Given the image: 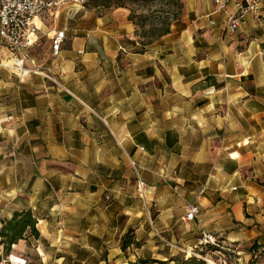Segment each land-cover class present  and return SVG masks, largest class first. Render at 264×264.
Returning <instances> with one entry per match:
<instances>
[{
	"label": "crops",
	"instance_id": "1",
	"mask_svg": "<svg viewBox=\"0 0 264 264\" xmlns=\"http://www.w3.org/2000/svg\"><path fill=\"white\" fill-rule=\"evenodd\" d=\"M260 2L230 36L226 15L213 14L214 0H185L182 19L144 54L124 47L125 40L136 41L127 9L83 22L84 5L67 1L38 18L30 55L43 74L22 79L0 71V144H16L0 154L21 155L30 166L15 188L1 187L0 218L32 210L40 232V239L22 240L15 249L32 245L41 264H53L51 248L104 247L122 229L121 218L141 219L140 206L171 202L168 180L187 198L181 220L189 205L199 206L198 220L183 222L194 223L201 237L213 234L237 250L264 246ZM235 8L233 1L228 10ZM62 31L54 56L52 40ZM44 42L46 55H37ZM11 54L14 66L20 60ZM131 161L147 184L144 196L134 191V201L126 190L137 188ZM15 249L11 263H25Z\"/></svg>",
	"mask_w": 264,
	"mask_h": 264
},
{
	"label": "rangeland",
	"instance_id": "2",
	"mask_svg": "<svg viewBox=\"0 0 264 264\" xmlns=\"http://www.w3.org/2000/svg\"><path fill=\"white\" fill-rule=\"evenodd\" d=\"M98 3L100 4L101 2L87 0L81 11L84 12L85 16L83 22L89 19L92 14L96 17H101L102 15L110 13L116 9L113 7L104 8L103 6L95 7ZM134 8H139V6H135ZM139 11H144V9L140 8ZM45 44L46 42L41 45L37 55H46ZM124 45L126 49H133V47L127 43V40L124 41ZM15 58L16 56L12 55L11 52L0 44V71L5 70L16 73L22 79H25L28 74H43V69L38 70L32 68L31 59L25 63V67H22L23 69L17 66L19 64L18 62L13 66L11 62H13V59ZM28 70H30V73H28ZM7 145L8 147L6 148ZM10 147H12L13 151V149L16 148V144L10 143L4 144V146L0 144V150L3 148L6 151H10ZM29 169L30 166L28 165V162L24 160L21 155L0 154V197L2 195L1 187H3V189L8 187L10 190L15 188V178H17V175L20 174V172L24 173ZM164 186H166L169 191L165 195L171 200L167 206H159L157 203H154L152 206L148 205L147 207L142 205L140 206L141 213L144 215L141 219H137L138 216L132 218L133 213L129 214L130 217L126 216L121 218L119 224L122 229L120 228L116 234L110 237L111 242L109 244H105L104 247L99 249L89 251L74 249L71 251L63 250L62 252H57L55 248H51L48 250V253L53 258L52 263L131 264L130 261H133L136 264H140L139 262L148 261L150 262L149 264H170V261L175 260L173 262L174 264H177L176 259L178 258L180 260L196 258L203 264H210L209 261L215 264H264V250L260 249L255 255L250 252L254 242L249 246L241 248V250H237L219 239V247L199 245L201 235L194 226V223L186 224L180 217L181 212L185 211L184 207L188 205L187 198L183 196L181 197L175 193V187L177 186L175 181L168 180ZM126 190L130 193L131 201H134V191L138 195L137 188L134 189V186L126 187ZM25 196H28L27 193H25ZM4 205L5 204L0 203V209H2ZM162 210L169 214L167 219L160 218V212ZM127 217H129V221L126 220ZM0 219L2 222L3 219ZM144 221H146L145 225ZM141 225H144L143 231H139ZM128 235L136 242V244L123 251V240L125 236ZM32 243L38 245L33 239ZM39 243L44 244L42 241ZM14 249L13 246L12 254L7 260H4L2 264H12L9 258L13 255ZM118 251L121 253L119 257L116 258V252ZM15 252L21 254L23 258H25V263L24 260H17L14 264H41L36 248L32 245L27 247L23 245L20 249L16 247ZM152 252L159 253V255L156 256L157 259H155V263L153 260L149 259ZM19 259H21L20 256Z\"/></svg>",
	"mask_w": 264,
	"mask_h": 264
},
{
	"label": "built area",
	"instance_id": "3",
	"mask_svg": "<svg viewBox=\"0 0 264 264\" xmlns=\"http://www.w3.org/2000/svg\"><path fill=\"white\" fill-rule=\"evenodd\" d=\"M67 1L76 2L82 6L87 2V0H0V44L11 53L19 56L18 59L22 63L21 67H25V63L31 59L30 50L34 45V37L39 32L35 20ZM233 1L236 2V8L233 12H229L228 7ZM214 5L213 14L226 15V32L233 36L237 34L247 15L257 13L260 10L261 2L260 0H214ZM210 24L215 25V20L210 19ZM64 40L65 32L63 31L58 32L52 40L54 56L59 55ZM131 166L137 175V192L144 196L147 184L140 176L139 167L134 161H131ZM199 215V206L191 204L183 220L184 222H193L198 220ZM199 245L219 247V241L213 234L204 232L199 240Z\"/></svg>",
	"mask_w": 264,
	"mask_h": 264
},
{
	"label": "trees",
	"instance_id": "4",
	"mask_svg": "<svg viewBox=\"0 0 264 264\" xmlns=\"http://www.w3.org/2000/svg\"><path fill=\"white\" fill-rule=\"evenodd\" d=\"M101 3L95 7L123 8L129 11L128 19L135 26L136 41L127 40L134 53L144 54L154 43L169 35L172 27L182 19L185 13V0H96ZM139 6V8H134ZM144 9V11H139ZM146 9V10H145ZM0 229V264L12 254L13 246L28 238L40 239L37 228L38 219L32 210L18 211L10 219L1 222ZM131 233V231H130ZM136 242L125 236L122 250H127ZM264 246L254 243L250 252L255 255ZM175 261V260H172ZM154 263L156 261H153ZM177 264H203L196 258L176 259ZM149 264L148 261L139 262Z\"/></svg>",
	"mask_w": 264,
	"mask_h": 264
},
{
	"label": "bare ground",
	"instance_id": "5",
	"mask_svg": "<svg viewBox=\"0 0 264 264\" xmlns=\"http://www.w3.org/2000/svg\"><path fill=\"white\" fill-rule=\"evenodd\" d=\"M35 24L38 26V28L40 27V23H39V20H38V19L35 20ZM17 62H18V61H17ZM18 63H19V64H18L17 66H18V67H21V66H22V63H21L20 61H19ZM21 68H22V67H21ZM22 69H23V68H22ZM24 72H25V71H24ZM25 73H27V72H25ZM209 263H210V264H215V263L210 262V261H209Z\"/></svg>",
	"mask_w": 264,
	"mask_h": 264
}]
</instances>
